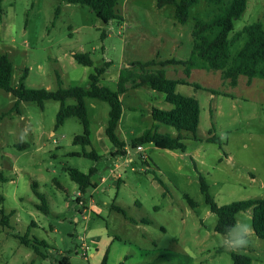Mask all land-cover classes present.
I'll return each instance as SVG.
<instances>
[{"label": "rangeland", "instance_id": "rangeland-1", "mask_svg": "<svg viewBox=\"0 0 264 264\" xmlns=\"http://www.w3.org/2000/svg\"><path fill=\"white\" fill-rule=\"evenodd\" d=\"M196 1L188 22L181 24L175 6L158 9L157 0H120L121 19L109 23L89 7L62 0H4L0 56L7 55L14 65L13 87L27 72V88L57 91L59 79L64 88H87L95 68L112 62L101 84L115 89L112 80L118 81L120 70L129 63L190 57L196 21L216 12L209 0ZM253 23L264 29V0H248L230 38ZM242 44L243 40L234 45L232 53ZM77 53H90L94 65L78 64L73 58ZM164 69L170 79L201 87H177L178 93L200 102L197 133L182 132L184 153L153 144L138 152L132 142L155 123L151 109L169 110L172 105L164 94L147 87L129 90L122 97L124 118L117 134L134 161L115 162L121 178L109 168L114 146L105 134L108 103L87 99L92 146L86 150L102 156L97 161L72 155L82 152L73 140L84 128L74 117L56 128L59 102L47 101L43 109L22 102L17 111L15 97L0 90V170L8 179L0 183L4 197L0 212L11 215L9 228L0 225V264H61L65 257L70 264H100L107 252L108 264H234L232 251L221 246L215 231L218 218L206 204L200 175L219 205L264 197V80L249 84L241 76L233 87L221 71L193 69L187 77L181 64ZM159 127L162 133L178 136L173 127ZM25 128L30 131L22 142ZM93 168L98 170L92 180L98 189L83 195L86 208L77 202L79 189L68 169L87 174ZM33 183L45 195L49 214L38 209L41 202ZM252 216V209L239 214L251 225L252 236L249 246L236 252L250 256L252 264H264V240L255 235ZM86 247L87 259L79 252Z\"/></svg>", "mask_w": 264, "mask_h": 264}, {"label": "trees", "instance_id": "trees-1", "mask_svg": "<svg viewBox=\"0 0 264 264\" xmlns=\"http://www.w3.org/2000/svg\"><path fill=\"white\" fill-rule=\"evenodd\" d=\"M0 0V11L2 3ZM66 4H74L89 7L95 15L104 23L113 20H120L118 12L120 0H62ZM196 0H157L158 9L167 5H173L176 8V18L179 23L185 24L190 18L189 11ZM211 6L216 7V12L207 20L196 21L192 35L195 38V44L190 57L184 61L166 60L156 62L150 60L147 62L135 61L124 66L119 74L117 89H111L101 84L102 76L108 71L112 62H107L104 67L95 68V72L89 76V86L62 87L60 85L57 91L46 89L27 88L24 81L28 77L25 72L16 87L12 86L14 74V65L7 55L0 56V90L12 94L15 99L14 109L19 111L22 102L36 103L44 108L47 101L60 103V109L57 114L56 128L63 126L67 119L77 118L82 124L84 130L82 135H77L73 140V146L82 147V152H74L73 156H82L100 160L102 156L94 152V149L87 151L86 147L92 146L91 141V120L88 115L87 99L106 102L110 105L109 122L105 134L116 148L113 157L127 155V143L122 140L117 130L124 112V103L122 97L131 89L147 87L158 93L165 95L167 103L172 105L170 110L152 108L151 116L154 124L150 129L144 131L141 136L133 140L132 147L153 144L162 150L186 151L185 138L182 132H188L194 136L197 133L201 108L200 102L195 97H189L177 92L180 85L193 86L201 89L200 86L190 84L189 82L173 80L167 77L165 69L168 65L181 64L185 68V74L189 77L193 69H206L222 72L224 80H230L233 87H236L241 76H245L248 83L251 84L254 79L264 80V29L261 23L247 25L243 30L230 38L234 31L235 23L240 20L248 8V0H209ZM59 11V10H58ZM103 36L106 37V34ZM243 40L242 46L232 53V47ZM74 60L83 66L92 67L94 65L90 53H77L73 55ZM159 65L160 69H155ZM213 94L217 92L211 91ZM218 94V93H217ZM74 100V104H68V101ZM159 124L173 127L177 130L178 136L172 133H162L159 131ZM211 142L216 143L213 138ZM22 147H28L24 144ZM151 168L148 161L146 162ZM97 169H91L87 174L78 169H68L71 180L78 185L79 192L83 196L89 189L96 188L93 177L97 174ZM8 179L0 170V183L7 182ZM164 186L162 181H159ZM35 195L40 199L41 204L38 209L45 214L50 213L47 199L43 193L38 190V185H32ZM200 189L205 196L206 204L211 213L217 216L216 233L223 234L226 228L233 224L237 214L252 209V227L255 235L264 240V197L251 198L248 200L235 201L226 205H219L209 192V185L205 178L200 175ZM4 197L0 196V203ZM78 203L81 202L77 200ZM189 205L196 207V203L189 198ZM2 204V203H1ZM117 211L125 215L122 208H116ZM11 215H6L2 210L0 212V225L10 227ZM150 222V221H148ZM22 240L23 237H20ZM24 239H29L28 235ZM38 240V239H36ZM45 244V242H41ZM231 258L234 264H252V258L246 254L232 252ZM61 264H69L65 257ZM100 264H108V252L105 254ZM126 264V263H121Z\"/></svg>", "mask_w": 264, "mask_h": 264}, {"label": "clouds", "instance_id": "clouds-1", "mask_svg": "<svg viewBox=\"0 0 264 264\" xmlns=\"http://www.w3.org/2000/svg\"><path fill=\"white\" fill-rule=\"evenodd\" d=\"M30 129L25 128L21 132V141H26L28 138ZM221 236V246L228 251L236 252L241 249H245L249 246L252 236L251 225L241 219H239V213L233 224L228 226Z\"/></svg>", "mask_w": 264, "mask_h": 264}, {"label": "built area", "instance_id": "built-area-1", "mask_svg": "<svg viewBox=\"0 0 264 264\" xmlns=\"http://www.w3.org/2000/svg\"><path fill=\"white\" fill-rule=\"evenodd\" d=\"M136 150L138 152H141L144 150L143 146H138L136 148ZM123 162L124 165L129 164V163H133L134 159L131 157V152L130 150L127 148V155L126 156H120L119 159L115 160V162ZM114 166L110 167L111 170V174L112 175H117L118 178H121L120 174H117V166L115 164H113ZM105 180L103 179L102 182H104ZM94 190H97L96 188H94ZM81 194L79 193V197L77 200H80L81 198ZM79 204L83 205V202L81 201ZM84 219H86V217H84ZM88 248L86 247L85 249H82V252L79 251L81 253V256H83L84 258H88V254H87Z\"/></svg>", "mask_w": 264, "mask_h": 264}, {"label": "crops", "instance_id": "crops-1", "mask_svg": "<svg viewBox=\"0 0 264 264\" xmlns=\"http://www.w3.org/2000/svg\"><path fill=\"white\" fill-rule=\"evenodd\" d=\"M127 66V65H126ZM121 71V70H120ZM119 74H120V72H119ZM104 75H109V74H104ZM118 80H119V76H118ZM115 84H116V88L114 89V90H116L117 89V84H118V81H115V80H112ZM151 90V89H150ZM153 91V90H152ZM165 96V95H164ZM170 110V109H169ZM151 111H152V109H151ZM123 118H124V112H123V115H122V119H121V121H120V124H119V127H121V124L123 123ZM119 127H118V129H119ZM159 130H160V127H159ZM115 151H116V148L114 147L113 148V150H110V153H111V156H112V158H111V160H110V167H112L111 165L112 164H115V160H117V159H115V157H113V153H115ZM109 167V168H110ZM93 179H94V177H93ZM78 186V185H77ZM98 189V188H97ZM80 193V192H79ZM83 198V196L80 198L81 199V201L83 202V207H86L87 208V206H88V204L86 203V201L84 200V199H82ZM69 264H70V262H69Z\"/></svg>", "mask_w": 264, "mask_h": 264}]
</instances>
